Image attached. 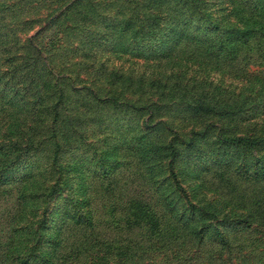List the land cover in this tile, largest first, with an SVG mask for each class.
<instances>
[{
  "label": "rangeland",
  "instance_id": "rangeland-1",
  "mask_svg": "<svg viewBox=\"0 0 264 264\" xmlns=\"http://www.w3.org/2000/svg\"><path fill=\"white\" fill-rule=\"evenodd\" d=\"M42 259L264 264V0H0V264Z\"/></svg>",
  "mask_w": 264,
  "mask_h": 264
},
{
  "label": "trees",
  "instance_id": "trees-1",
  "mask_svg": "<svg viewBox=\"0 0 264 264\" xmlns=\"http://www.w3.org/2000/svg\"><path fill=\"white\" fill-rule=\"evenodd\" d=\"M232 140H241V138H232ZM172 155H174L175 153L172 152L171 153ZM169 167H170V172H171V175L173 177V180L175 182V184L179 187H182V184H181V181L179 179V176H178V173L176 172L175 168H174V164H173V161H170L169 162ZM183 189V188H182ZM87 221V223L90 225V226H93V219L92 217H88L85 219ZM51 260L50 259H42L41 263L40 264H51Z\"/></svg>",
  "mask_w": 264,
  "mask_h": 264
}]
</instances>
